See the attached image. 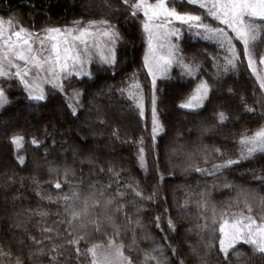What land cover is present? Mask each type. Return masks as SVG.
I'll return each instance as SVG.
<instances>
[{"label": "trees", "instance_id": "1", "mask_svg": "<svg viewBox=\"0 0 264 264\" xmlns=\"http://www.w3.org/2000/svg\"><path fill=\"white\" fill-rule=\"evenodd\" d=\"M125 8L122 0H0V15L17 18L33 32L108 19L122 34L114 68L103 71L107 66L93 64L91 77H72L65 82L66 93L51 94L46 102L30 101L12 81L8 103L0 108V252L12 255H0V264H14L16 257L25 264H91L88 249L110 241L122 245L133 264H156L145 255L160 251L161 264H223V254L218 255L220 223L240 213L248 215V207L260 223L264 153L242 158L240 141L264 127V92L247 61L218 72L225 53L217 42L183 28L179 55L184 63H198L201 70L186 75L175 63L158 81L154 91L164 127L153 142V89L144 67L143 17L135 19ZM254 44V52L264 53L259 38ZM201 80L211 86L212 103L184 110L180 104ZM73 89L81 92L77 116L67 107L75 106L68 99ZM129 89L143 97V118ZM45 91L51 93V86ZM245 102L254 111L249 112ZM219 112L228 118L220 122ZM13 136L23 139L12 144ZM33 139L40 141L39 147ZM141 147L146 170L138 162ZM18 157H23V165ZM228 159L240 163L222 169L223 175L216 173L213 165ZM196 167L205 171L197 172ZM57 182L60 189L54 187ZM136 186L151 199L136 197ZM74 193L81 199L73 201ZM85 199L87 218L83 212L73 218L68 205L80 211ZM108 200L111 204L106 205ZM236 247L243 253L239 261L264 264L249 245ZM237 259L232 256L234 264Z\"/></svg>", "mask_w": 264, "mask_h": 264}, {"label": "snow or ice", "instance_id": "2", "mask_svg": "<svg viewBox=\"0 0 264 264\" xmlns=\"http://www.w3.org/2000/svg\"><path fill=\"white\" fill-rule=\"evenodd\" d=\"M126 6L125 11L135 19H141L144 33L147 36V51L144 55V67L147 68L148 74L152 77L153 89H155L157 73H165L168 66L174 61L184 69V74L193 75L201 70L198 63H184V57L179 55L178 46L169 40V37H175L177 40L181 37V29L170 27L173 23L186 26L189 31H194L197 36L205 40H214L220 49L225 53L224 64L218 66V72H228L230 69H236L238 64L247 61V68L251 70L252 75L259 83V88L264 91V73L259 66H264V53L254 52V47L259 38V43L264 44V0H155L150 3L149 0H122ZM259 21V23H258ZM7 24V28L5 25ZM96 37L105 39L106 52H101L100 61L101 70L108 71L118 64L116 46L122 39V34L116 25L108 19L73 21L71 26L64 27H46L39 32H33L13 18L7 21L0 18V77L16 78L23 86L27 98L30 101L46 102L49 95L57 92L66 93V81H70L74 76L87 75L91 73L84 71V65L92 62L93 47H99L98 44H90V40ZM159 41V44L154 43ZM238 42L237 43H234ZM38 47H34L37 45ZM242 45V48L239 47ZM159 49H166V54H161ZM17 61L23 62V67ZM11 69H15L14 72ZM35 70L34 75H30ZM115 73L113 72V75ZM43 83L51 85V93H47L42 87ZM67 87H71L69 83ZM135 87L139 89V85ZM123 93L124 89H119ZM212 91L210 84L201 80L195 93L190 96L186 102L180 104L181 108L196 109L204 105V101L212 103L209 93ZM233 90L228 89L231 93ZM81 92L73 89L70 100L75 101L68 103L67 107L71 109L72 116H77V107L81 106ZM128 96L133 100L141 118L144 116L143 97L138 92L128 90ZM8 103L4 88L0 87V108ZM152 140L155 142L158 132L163 131V124L160 122L157 110V97L153 91L152 99ZM245 106L246 102H245ZM249 112L253 108L247 107ZM220 122L225 121L228 117L224 112L217 113L216 117ZM23 137L13 136L12 144H18ZM33 144L40 146V141L33 139ZM142 143V142H141ZM242 147V158L251 157L257 151L264 153V127L256 131L252 136L243 137L240 141ZM217 153L221 150L216 149ZM21 165L24 164L23 157H18ZM138 162L141 169L146 170L144 159V148L139 149ZM240 163V160L228 159L222 164H214L213 169L216 173L223 175L222 169L231 165ZM112 169L109 168V171ZM197 172H203L205 169L196 167ZM103 171V169H101ZM68 169H65V175ZM215 174L209 172V175ZM224 186H228L224 181ZM56 189L61 188L59 182L55 183ZM139 186L132 189L134 195L141 199H151L144 197L138 190ZM73 201L81 199L75 193L71 197ZM64 200H69L65 196ZM247 203V198H246ZM111 204V200L105 202ZM88 202L84 200L83 208L77 211L73 205H68L67 210L73 218L81 216L87 218ZM119 207V206H118ZM248 215L240 213L234 215L231 221L225 219L219 225V254H223V264H234L232 256H236V264H250V262H241L239 258L243 253L237 249V244L242 242L249 245L252 254H259L264 259V208L261 209L260 223L254 218L252 208L248 207ZM111 220V217H106ZM159 221V217H156ZM82 222V220H81ZM71 223V221H69ZM169 227L174 225L169 220ZM159 227V223H157ZM30 239L35 244L40 241L34 237ZM96 247L88 249L93 259L91 264H133V261L126 257L122 252V245H112L109 242L110 252L102 254V259L97 258ZM233 252L230 253L229 250ZM157 252V249H153ZM79 252V249H77ZM175 255V249H173ZM0 255L11 256L12 253L0 252ZM163 252L160 251L157 256L150 254L145 255V260H155L156 264H161L160 257ZM8 264H13L10 260ZM14 264H25V260L16 257ZM51 264V262H50ZM173 264H176L173 261ZM180 264H184L181 260Z\"/></svg>", "mask_w": 264, "mask_h": 264}, {"label": "rangeland", "instance_id": "3", "mask_svg": "<svg viewBox=\"0 0 264 264\" xmlns=\"http://www.w3.org/2000/svg\"><path fill=\"white\" fill-rule=\"evenodd\" d=\"M149 2L150 3H154L155 2V0H149ZM0 18H3V19H5V21H7L9 18H13V17H10V16H6V17H4V16H2V15H0ZM14 19V21H18L19 22V24L20 25H23L22 23H21V21H19L17 18H13ZM24 26V25H23ZM5 27L7 28V24L5 25ZM25 28H27L26 26H24ZM64 27V26H63ZM170 27H177V28H180L181 29V32H182V29L184 28H187L186 26H181V25H179L178 23H173V25H170ZM28 29V28H27ZM30 30V29H29ZM105 39L106 38H102V37H96L94 40H90L89 41V43L90 44H98L99 45V47L97 48V47H93L92 49H91V52H92V62L91 63H86L85 65H84V71L85 72H88V73H91V67H92V65L93 64H97V65H101L102 66V64H101V61H100V54H101V52H106V49H105ZM145 39H146V49H145V52L147 51V36H146V34H145ZM169 40L171 41V42H173V43H175L177 46H178V41L179 40H177L175 37H169ZM235 42V41H234ZM154 43H156V44H159L160 42L159 41H154ZM34 47H38V44L37 45H34ZM158 51L161 53V54H166V49H159L158 48ZM17 63H20L21 64V66L23 67V62L22 61H17ZM176 62L174 61L170 66H168V68H167V71L165 72V73H157V75H156V84H155V88H156V86H157V83H158V81L159 80H161V79H163V78H165L166 76H168L169 75V73L171 72V69H172V67L174 66V64H175ZM103 66H106V65H103ZM260 68H261V71H262V73H264V66H259ZM147 69V68H146ZM11 71L12 72H14L15 71V69H11ZM148 71V70H147ZM35 74V70H33L32 71V73H30V75H34ZM83 76H85V77H88L87 75H81V76H75V77H78V78H80V77H83ZM150 76V75H149ZM150 80H151V86H152V89H153V85H152V77L150 76ZM12 81H16L22 88H23V86L19 83V81L16 79V78H14V77H12V78H5V77H0V87H3L4 88V91H5V94H6V96H7V99H8V91H10L11 90V88H14V85L12 84ZM258 85H259V83H258ZM47 86H51L50 84H47V83H43L42 84V87L44 88V90H45V88L47 87ZM23 90H24V88H23ZM155 89H153V91H154ZM25 91V90H24ZM264 92V91H263ZM186 102V101H185ZM201 108V107H200ZM200 108H196V109H193V110H190V109H185V108H183L184 110H187V111H195V110H198V109H200ZM160 132H158V134H159ZM258 153H261V152H259V151H257L256 152V154H258ZM229 221H231V220H229ZM242 242H240V243H238V244H241ZM112 245H118V244H116V243H113L112 242ZM98 247H96V253H97V258L98 259H102V254L103 253H105V252H110V251H112V249L109 247V243H106V244H101V245H97ZM122 250V249H121ZM123 252V251H122ZM124 254V253H123ZM125 255V254H124ZM90 256H91V260L93 259V256H92V254L90 253Z\"/></svg>", "mask_w": 264, "mask_h": 264}]
</instances>
